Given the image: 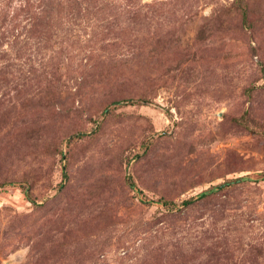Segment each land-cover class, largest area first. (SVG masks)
<instances>
[{"label":"rangeland","instance_id":"rangeland-1","mask_svg":"<svg viewBox=\"0 0 264 264\" xmlns=\"http://www.w3.org/2000/svg\"><path fill=\"white\" fill-rule=\"evenodd\" d=\"M0 264H264V0H0Z\"/></svg>","mask_w":264,"mask_h":264},{"label":"trees","instance_id":"trees-1","mask_svg":"<svg viewBox=\"0 0 264 264\" xmlns=\"http://www.w3.org/2000/svg\"><path fill=\"white\" fill-rule=\"evenodd\" d=\"M65 173L63 174V176L65 177ZM132 187H133V184H130ZM221 187L222 186H217V187H215V188H213L212 190H211V192L212 191H214V190H220L221 189ZM27 192V190H25V193ZM207 195V192H204V193H201V194H199V196L197 197V199H199V198H202V197H205ZM192 201H194V200H190V201H186V202H184L185 204H189V203H191Z\"/></svg>","mask_w":264,"mask_h":264}]
</instances>
